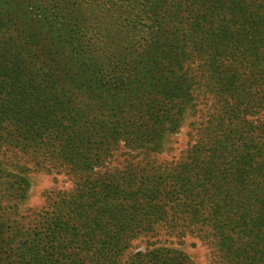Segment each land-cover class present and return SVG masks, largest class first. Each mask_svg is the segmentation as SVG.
Wrapping results in <instances>:
<instances>
[{
	"label": "trees",
	"instance_id": "16d2710c",
	"mask_svg": "<svg viewBox=\"0 0 264 264\" xmlns=\"http://www.w3.org/2000/svg\"><path fill=\"white\" fill-rule=\"evenodd\" d=\"M195 92L194 141L157 162ZM263 110L264 0H0V158L19 168L1 184L22 199L21 173L72 180L0 264H117L161 232L264 264ZM126 264L191 263L168 242Z\"/></svg>",
	"mask_w": 264,
	"mask_h": 264
},
{
	"label": "rangeland",
	"instance_id": "374dc122",
	"mask_svg": "<svg viewBox=\"0 0 264 264\" xmlns=\"http://www.w3.org/2000/svg\"><path fill=\"white\" fill-rule=\"evenodd\" d=\"M195 64H192V66L195 67ZM195 94L197 98L194 105L189 106L185 110L177 129L164 140L162 150L152 154L153 159H156L157 162L169 163L179 159L188 144L194 141L195 132L193 125L190 123L197 120L201 114H205V110L207 109V105L205 104L206 98L203 96V93L195 92ZM261 116L264 119V110ZM9 155L8 157L0 158V212L3 213V215L0 213L1 243L7 240L9 231H15L20 225L27 223L33 217V212L46 206L50 197H53L57 191L67 190L72 186V180L66 175L47 173L43 170H30L21 173L24 180V197L22 199L15 197L14 191L7 190L1 184L2 178L9 183V187L11 185L15 186V175L19 173L17 172L19 168L15 160V153H9ZM123 157L124 155H120L111 165L120 167L122 163H119V161ZM20 166L31 167V164L24 162L23 159L20 162ZM155 239L158 240L153 243ZM149 240V242H146V238L144 237L132 240L129 246L124 248L120 253L117 264H126L134 255L147 253L148 248H151L152 245H164L168 242L173 243L177 248L185 250L189 255L191 264H218L211 247L196 237L185 236L182 240L180 239V242L173 235L169 236L161 232L157 238H151ZM150 242L153 244L150 245ZM7 254V248L0 249V258L7 257L5 256Z\"/></svg>",
	"mask_w": 264,
	"mask_h": 264
}]
</instances>
